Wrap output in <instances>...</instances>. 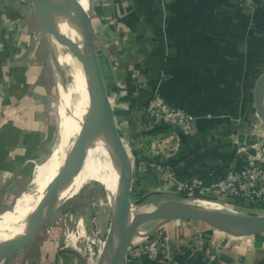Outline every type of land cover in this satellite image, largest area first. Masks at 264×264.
<instances>
[{"label": "crops", "instance_id": "crops-1", "mask_svg": "<svg viewBox=\"0 0 264 264\" xmlns=\"http://www.w3.org/2000/svg\"><path fill=\"white\" fill-rule=\"evenodd\" d=\"M19 3L0 0L1 215L24 194L32 162L41 158L51 137L42 120L41 92L35 89L37 77L45 82V56L33 47L31 14L28 6L20 14ZM99 9L101 27L92 21L95 48L129 157L130 193L175 198L186 193L192 179L207 188L213 177L240 169L248 158L264 152L253 98L264 72V5L246 6L238 0H103ZM153 95L194 118L195 134L185 143L178 132L146 125L139 107ZM140 163L147 171H140ZM221 198L210 191L196 199L218 203ZM242 205L231 214L264 215ZM148 223L155 224L138 230H155L136 235L134 241L162 239L171 261L264 264L263 233L232 236L195 220ZM168 259L156 264H169Z\"/></svg>", "mask_w": 264, "mask_h": 264}, {"label": "water", "instance_id": "water-1", "mask_svg": "<svg viewBox=\"0 0 264 264\" xmlns=\"http://www.w3.org/2000/svg\"><path fill=\"white\" fill-rule=\"evenodd\" d=\"M31 3L62 88L66 85L65 74L52 33L80 61L87 106L85 105V113L80 118L79 129L67 149L63 165L54 182L42 195L31 220L22 232L0 241V260L21 253L64 204L68 198L64 193L84 166L92 144L91 133L95 128L104 131L110 140V158L117 176V187L110 206L111 223L104 244L103 264H124L129 246L134 237L140 234L138 228L153 221L164 224L178 220H195L232 236L264 233V216H241L177 200L164 202L152 211L132 213V208L140 205L145 197L134 202L130 198L132 170L102 80L91 15L78 0H31ZM61 19L67 21L78 34L81 46L79 50L59 30L58 22ZM263 84L264 72L258 77L253 92L255 112L264 130V90H261ZM156 129L171 130V127L165 125ZM177 134L181 143H185L186 136L180 132ZM154 230L147 231L146 236Z\"/></svg>", "mask_w": 264, "mask_h": 264}, {"label": "rangeland", "instance_id": "rangeland-1", "mask_svg": "<svg viewBox=\"0 0 264 264\" xmlns=\"http://www.w3.org/2000/svg\"><path fill=\"white\" fill-rule=\"evenodd\" d=\"M18 1L20 2L17 4L20 8V14H25L24 9L26 6H28V10L31 14V27L28 26V30L35 31L36 34V39L33 40V47L36 48L37 52L39 51L45 56V82L40 76L37 77V79L35 78V89L41 92L39 98L42 105V120L45 124L44 128H48L45 130H48L51 135L46 145V151L42 150L41 158L36 160V162H32L30 181L25 185V192L31 183L35 167L48 158L54 144L59 138V134L62 130L61 121L63 120V114H66V110L64 106H61L59 101L60 92H62L61 90L63 89L60 88L59 74L52 64L46 41L39 30L31 0H23V2H21V0ZM102 1L103 0H87L86 4L92 21L98 28L102 25V12H100L99 9L101 8ZM64 78L67 85L68 81L66 77ZM261 135L264 139V130L261 131ZM145 193L146 191H142L139 195H136L134 192L130 193L131 201L134 202L141 199V196ZM21 197L22 196H19L14 203L16 204ZM197 197L199 196L189 197L187 193L175 198L169 197L168 194L148 197L136 207V213L152 211L157 206L169 200L199 204L201 200L196 199ZM221 199L218 203L211 202L213 201L211 199H209L208 202L223 206L220 211L226 213H231L234 212L236 208L244 207L242 205L243 203L252 205L254 208L260 209V212H264V191H261V193H258L256 196L253 194V196L248 198L240 197L236 200ZM15 204L10 210L13 209ZM111 204L108 192L102 183L94 182L86 184L76 194L66 199L60 209L42 227L34 240L21 253L4 259L2 264H100L103 257L105 239L111 223ZM252 209L249 211L253 212L254 210ZM236 212L243 214L245 211L243 209H238ZM150 224L155 223H147L146 225H142L141 228H145V226H149ZM146 231L149 230L146 229ZM152 238H154V236H149V239Z\"/></svg>", "mask_w": 264, "mask_h": 264}, {"label": "bare ground", "instance_id": "bare-ground-1", "mask_svg": "<svg viewBox=\"0 0 264 264\" xmlns=\"http://www.w3.org/2000/svg\"><path fill=\"white\" fill-rule=\"evenodd\" d=\"M78 1L86 8L87 0ZM58 28L70 43L79 50L81 47L79 37L72 26L61 19L58 22ZM52 36L55 39L59 60L61 65H63L65 77L68 81L65 89H62L60 85L62 92H60L59 96L60 104L64 106L67 112L65 111L66 114H63V120L61 121L62 130L48 158L35 167L30 185L16 202L13 210L0 216V241L22 232L26 224L31 220L32 213L42 195L54 182L63 165L67 149L79 129L80 118L84 115L87 106V93L81 63L55 34L52 33ZM261 90H264V84ZM91 140V148L88 151L84 166L64 195L69 197L76 194L86 184L100 182L105 186L112 203L117 187V176L110 158V140L100 128H95L92 131ZM191 204L217 210L223 207L207 200H201L199 204ZM136 211V208H132V213ZM2 261L3 259L0 260V264H2ZM100 264H103V260Z\"/></svg>", "mask_w": 264, "mask_h": 264}, {"label": "built area", "instance_id": "built-area-1", "mask_svg": "<svg viewBox=\"0 0 264 264\" xmlns=\"http://www.w3.org/2000/svg\"><path fill=\"white\" fill-rule=\"evenodd\" d=\"M240 4L257 6L264 5V0H238ZM146 125L150 128L170 126L171 130L180 132L186 137L195 134V120L185 110L172 106L158 95L151 96L143 106L139 107ZM142 172L147 171L144 163L139 164ZM262 183V185H259ZM189 196L203 195L204 192H214L224 199L236 200L240 197L248 198L264 191V152L256 153L247 159L245 165L237 170L227 171L221 176L213 177L208 187H204L201 180L192 179L184 188ZM140 236H146V232H140ZM264 234V233H263ZM135 239V238H134ZM132 241L129 246L124 264H142L146 258L155 263L161 259H168L164 252L162 239L146 237L142 240ZM169 264H180L169 260Z\"/></svg>", "mask_w": 264, "mask_h": 264}, {"label": "trees", "instance_id": "trees-1", "mask_svg": "<svg viewBox=\"0 0 264 264\" xmlns=\"http://www.w3.org/2000/svg\"><path fill=\"white\" fill-rule=\"evenodd\" d=\"M131 264H135V263H131ZM142 264H155V263H152V262H150L148 259L143 258V259H142Z\"/></svg>", "mask_w": 264, "mask_h": 264}]
</instances>
